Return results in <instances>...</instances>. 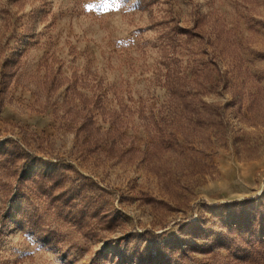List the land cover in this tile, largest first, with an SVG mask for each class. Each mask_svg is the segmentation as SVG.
I'll return each instance as SVG.
<instances>
[{
    "label": "rangeland",
    "instance_id": "rangeland-1",
    "mask_svg": "<svg viewBox=\"0 0 264 264\" xmlns=\"http://www.w3.org/2000/svg\"><path fill=\"white\" fill-rule=\"evenodd\" d=\"M0 264H264V0H0Z\"/></svg>",
    "mask_w": 264,
    "mask_h": 264
},
{
    "label": "trees",
    "instance_id": "trees-1",
    "mask_svg": "<svg viewBox=\"0 0 264 264\" xmlns=\"http://www.w3.org/2000/svg\"><path fill=\"white\" fill-rule=\"evenodd\" d=\"M77 81V80H75ZM73 82V81H72ZM169 84V83H168ZM171 84V83H170ZM169 84V85H170ZM183 84H180V86H182ZM96 85H91V87L93 88L94 91L96 90H99L101 91V86L99 85V87L97 86L95 88ZM169 87V86H168ZM97 93V91H96ZM105 94H108V91L105 90V91H101V94L100 96L104 97ZM180 99L182 100V103L183 104H188V109L184 110V112L180 115L183 117L184 121L186 122L187 120H190L191 121H194L195 119H199L200 117V112L199 110L202 109V107H195V106H205V104L203 102H196V100L194 98H189L187 97L186 95L185 96H180ZM100 100L98 101H95V103L99 102ZM93 104V103H92ZM97 107V105H96ZM100 108V111L101 113L103 114V111L105 110L102 106L98 107ZM199 112V113H198ZM75 117H79L82 121V127H86V124L88 123V121L90 120L88 117L91 116V113H92V107H90V109L88 108V106L84 107L81 111H75ZM115 113V112H113ZM113 115V114H111ZM199 121V120H198ZM92 129V128H91ZM88 133H90L91 135V131H88Z\"/></svg>",
    "mask_w": 264,
    "mask_h": 264
}]
</instances>
